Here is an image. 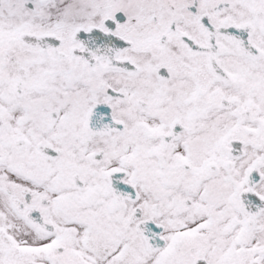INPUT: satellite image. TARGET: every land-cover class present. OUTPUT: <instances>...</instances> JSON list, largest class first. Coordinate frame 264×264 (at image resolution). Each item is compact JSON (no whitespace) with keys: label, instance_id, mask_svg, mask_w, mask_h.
I'll list each match as a JSON object with an SVG mask.
<instances>
[{"label":"snow or ice","instance_id":"snow-or-ice-1","mask_svg":"<svg viewBox=\"0 0 264 264\" xmlns=\"http://www.w3.org/2000/svg\"><path fill=\"white\" fill-rule=\"evenodd\" d=\"M0 264H264V0H0Z\"/></svg>","mask_w":264,"mask_h":264}]
</instances>
